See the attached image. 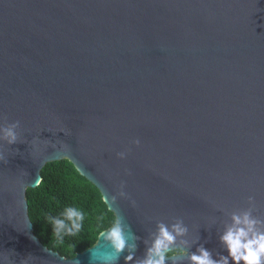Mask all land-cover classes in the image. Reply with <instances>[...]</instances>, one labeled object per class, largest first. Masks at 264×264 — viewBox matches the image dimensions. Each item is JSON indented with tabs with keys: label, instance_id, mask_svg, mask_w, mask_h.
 <instances>
[{
	"label": "water",
	"instance_id": "obj_1",
	"mask_svg": "<svg viewBox=\"0 0 264 264\" xmlns=\"http://www.w3.org/2000/svg\"><path fill=\"white\" fill-rule=\"evenodd\" d=\"M15 121L0 264H125L104 240L115 223L141 257L177 218L188 251L227 255L219 235L249 196L264 219V0H0V126ZM62 159L116 219L72 258L35 235L26 198Z\"/></svg>",
	"mask_w": 264,
	"mask_h": 264
},
{
	"label": "clouds",
	"instance_id": "obj_2",
	"mask_svg": "<svg viewBox=\"0 0 264 264\" xmlns=\"http://www.w3.org/2000/svg\"><path fill=\"white\" fill-rule=\"evenodd\" d=\"M20 122L5 123L0 126V140L8 145L18 142L17 129ZM67 135V132H64ZM132 143L139 146L140 140L136 139ZM55 147V144H52ZM117 157L125 159L126 151L118 152ZM0 161L7 163L2 155ZM42 182L38 180L37 186ZM124 183L120 184L119 197L125 198L123 191ZM117 195H113L111 200L116 201ZM26 202V201H25ZM134 204V201L132 202ZM248 207L239 211H233L230 214L231 223L227 224L219 240L227 251V255H219L214 259L212 253L203 245H200L195 252H190L191 247L188 240L184 237L188 234V228L181 219H175L171 224L163 221L156 223L155 231L144 239V254L141 257L136 256L139 237L134 236L132 242H129L126 235V228L120 221L104 233V240L109 241L112 248V254L117 260L119 256L127 252L124 257L125 264H183L182 257H187L188 264H264V219L254 215L256 211V201L253 196L247 198ZM85 213L77 207H66L58 217H48L52 225L53 233L60 243H63L65 236H75L83 228ZM173 249H180L187 253L186 255H170Z\"/></svg>",
	"mask_w": 264,
	"mask_h": 264
},
{
	"label": "trees",
	"instance_id": "obj_3",
	"mask_svg": "<svg viewBox=\"0 0 264 264\" xmlns=\"http://www.w3.org/2000/svg\"><path fill=\"white\" fill-rule=\"evenodd\" d=\"M41 180L36 188L27 189L26 198L34 233L49 249L72 258L92 246L98 235L115 223V215L108 209L100 191L67 159L47 163L41 171ZM69 206L81 209L85 220L77 235L65 236L60 243L48 217L60 216Z\"/></svg>",
	"mask_w": 264,
	"mask_h": 264
}]
</instances>
